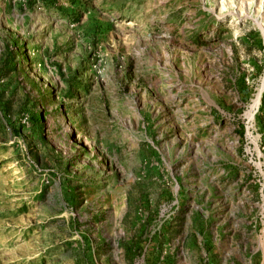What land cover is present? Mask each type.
Returning <instances> with one entry per match:
<instances>
[{
  "label": "rangeland",
  "instance_id": "374dc122",
  "mask_svg": "<svg viewBox=\"0 0 264 264\" xmlns=\"http://www.w3.org/2000/svg\"><path fill=\"white\" fill-rule=\"evenodd\" d=\"M0 264H264V0H0Z\"/></svg>",
  "mask_w": 264,
  "mask_h": 264
},
{
  "label": "bare ground",
  "instance_id": "6f19581e",
  "mask_svg": "<svg viewBox=\"0 0 264 264\" xmlns=\"http://www.w3.org/2000/svg\"><path fill=\"white\" fill-rule=\"evenodd\" d=\"M259 101H260V100H258V102H257L258 104H259Z\"/></svg>",
  "mask_w": 264,
  "mask_h": 264
}]
</instances>
